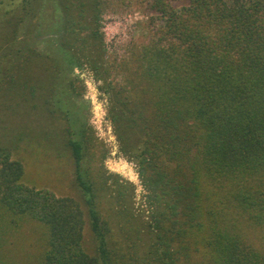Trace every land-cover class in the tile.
Wrapping results in <instances>:
<instances>
[{
  "label": "trees",
  "instance_id": "obj_1",
  "mask_svg": "<svg viewBox=\"0 0 264 264\" xmlns=\"http://www.w3.org/2000/svg\"><path fill=\"white\" fill-rule=\"evenodd\" d=\"M119 1L0 0V119L59 122L79 196L25 185L23 164L0 148L6 226L43 228L27 264H264V0H137L154 15L152 40L121 82L102 32ZM84 70L103 83L137 168L149 243L133 190L108 183L91 153ZM0 264H12L1 251Z\"/></svg>",
  "mask_w": 264,
  "mask_h": 264
},
{
  "label": "rangeland",
  "instance_id": "obj_2",
  "mask_svg": "<svg viewBox=\"0 0 264 264\" xmlns=\"http://www.w3.org/2000/svg\"><path fill=\"white\" fill-rule=\"evenodd\" d=\"M154 17L146 6L137 0L119 1L111 5L104 14L102 32L105 37L106 59L113 61L110 70L119 81L125 75V69L132 64L135 50L142 48L152 40ZM127 65V66H126ZM85 85L84 97L89 101V125L94 131L95 140L91 153L102 158L101 172L113 183V175L118 183L133 190L131 203L138 216L133 222L140 238L149 243L150 209L146 204V192L138 175L134 161L121 150L113 123L109 118V98L102 90L103 83L87 71H77ZM123 76V77H122ZM122 77V78H121ZM46 121H36L9 115L2 123L0 119V148L10 151L12 158L24 166L23 182L29 187L45 189L58 197H71L79 200L78 191L73 184L74 168L69 152L57 132L61 128L58 122L45 126ZM47 124V123H46ZM5 127V129H4ZM22 138H18L19 132ZM45 131L50 133L45 137ZM98 165V164H97ZM8 218L0 212V251L2 259L12 264H27L39 257L44 241V230L30 221L20 222L21 226L8 228ZM88 225V224H87ZM91 234L85 225L84 247L91 251Z\"/></svg>",
  "mask_w": 264,
  "mask_h": 264
}]
</instances>
